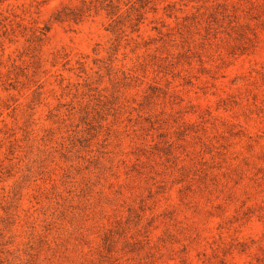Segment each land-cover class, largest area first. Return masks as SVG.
Listing matches in <instances>:
<instances>
[{
  "label": "rangeland",
  "instance_id": "374dc122",
  "mask_svg": "<svg viewBox=\"0 0 264 264\" xmlns=\"http://www.w3.org/2000/svg\"><path fill=\"white\" fill-rule=\"evenodd\" d=\"M0 264H264V0H0Z\"/></svg>",
  "mask_w": 264,
  "mask_h": 264
},
{
  "label": "trees",
  "instance_id": "16d2710c",
  "mask_svg": "<svg viewBox=\"0 0 264 264\" xmlns=\"http://www.w3.org/2000/svg\"><path fill=\"white\" fill-rule=\"evenodd\" d=\"M80 11H81V8H77L76 11H70V12L66 11L65 9H62V11L58 12L55 15V19L62 20L64 18H67V19L76 20L81 15Z\"/></svg>",
  "mask_w": 264,
  "mask_h": 264
}]
</instances>
